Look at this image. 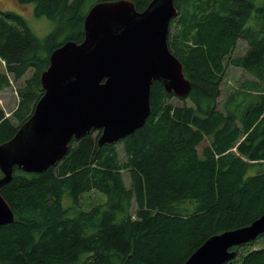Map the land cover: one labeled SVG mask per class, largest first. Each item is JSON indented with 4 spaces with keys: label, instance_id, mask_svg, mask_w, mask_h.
Here are the masks:
<instances>
[{
    "label": "trees",
    "instance_id": "trees-1",
    "mask_svg": "<svg viewBox=\"0 0 264 264\" xmlns=\"http://www.w3.org/2000/svg\"><path fill=\"white\" fill-rule=\"evenodd\" d=\"M16 1L74 27L77 36L55 50L84 40L89 0ZM130 1L142 12L152 0ZM175 6L178 33L168 43L191 82L188 97L179 99L186 104L168 103L174 95L154 83L151 116L120 142L124 162L116 145L99 147L98 131L72 142L65 158L41 174L15 168L1 190L15 221L0 227V264H184L212 236L246 227L264 213V0H175ZM28 27L22 15L0 10V95L12 86L9 76L18 81L33 70L17 92L19 126L0 109V146L14 138L44 94L40 78L52 52L47 58L41 52L54 47L56 35L40 39ZM241 39L249 49L232 64L254 79L241 83L220 111L223 61ZM200 45L211 47L208 67L189 62ZM256 121L259 133L242 138L238 123L248 128ZM91 190L106 202L83 211L80 196ZM259 239L264 235L233 248L237 256L227 264H264V247L238 259Z\"/></svg>",
    "mask_w": 264,
    "mask_h": 264
},
{
    "label": "water",
    "instance_id": "water-1",
    "mask_svg": "<svg viewBox=\"0 0 264 264\" xmlns=\"http://www.w3.org/2000/svg\"><path fill=\"white\" fill-rule=\"evenodd\" d=\"M84 40L52 52L41 75L44 95L33 115L0 146V227L15 215L1 190L14 169L41 174L70 152L71 142L101 131L99 147L115 145L143 128L151 116V90L186 98L191 82L170 51L175 0H152L136 11L130 0L103 1L87 12ZM264 235V213L250 225L212 236L184 264H227L235 247Z\"/></svg>",
    "mask_w": 264,
    "mask_h": 264
},
{
    "label": "rangeland",
    "instance_id": "rangeland-1",
    "mask_svg": "<svg viewBox=\"0 0 264 264\" xmlns=\"http://www.w3.org/2000/svg\"><path fill=\"white\" fill-rule=\"evenodd\" d=\"M101 2V0H89L88 5H92L91 9ZM83 9V8H82ZM0 10L1 11H12L24 18L28 28L31 29V31L40 39H46L50 35L54 34L56 35V39L53 42L54 47L51 49L50 47H45L44 51L41 52L45 58L50 56L51 52H54V50L62 44L63 42L69 40L67 38L77 36V31L74 29V27L70 26V23H66L64 21H61L60 18H57L55 20H52L46 16L38 15L36 12V9L33 4H21L18 3L16 0H0ZM87 13V12H86ZM87 17V15H86ZM178 16L173 21H171V28H170V34L169 37L173 38L178 33ZM170 40V39H168ZM245 40H239L237 44L235 45V49L230 54V56L224 58L223 61V68L225 72V76L223 77V82L220 83L222 96H220L219 99V110L224 111V104L228 100V97L232 95L235 91L241 87V83H244L246 80L254 79L253 76L250 74L242 71V69L235 67L232 64V61L236 59L237 57H240L248 51L249 45ZM169 48V47H168ZM51 50V51H50ZM196 51L192 54L191 59L189 60L190 63L200 62L203 66H210L211 64V47H203V46H197L195 49ZM171 51V49H170ZM172 52V51H171ZM173 53V52H172ZM53 54V53H52ZM51 54V55H52ZM174 55V54H173ZM175 56V55H174ZM50 64V63H49ZM5 63L3 61H0V70L2 72H5L4 68ZM49 67V66H48ZM48 69V68H47ZM46 69V70H47ZM45 70V71H46ZM44 71V72H45ZM185 71V68H184ZM184 73V72H183ZM33 74V70H30L27 74V76L23 79H19L18 81H14L12 76H9L11 79L12 86L8 89H6L5 92L1 93L0 95V109H2L6 117H8L12 123L16 126H19V122H17L16 119H14V113L18 109L19 104V97H18V91L22 89L26 84V78L30 77ZM42 85V83H41ZM43 89V86H42ZM262 90V87H261ZM44 95V94H43ZM173 95V94H169ZM175 96V95H174ZM168 100V103L174 105V106H183L186 103L184 101L179 100V97L175 96ZM40 101V100H39ZM190 106V102L187 103ZM264 122V121H263ZM241 128V136L244 137H252L255 136L262 128L261 122L256 121L252 126L245 128L241 125V123H238ZM98 131L94 132V137L98 136ZM77 142V141H74ZM205 142L203 144L206 145ZM116 148L118 150L119 159L121 162H124L126 160V156L123 153L124 147L123 145L119 143L115 144ZM70 146H73V143L71 142ZM71 150V149H70ZM3 175L0 172V178H2ZM130 175L127 171L123 172V178L124 182L127 187L130 186ZM106 202V196L102 193H100L97 190H91L90 192L83 193L80 196V208L83 211H89L95 207H97L100 204H104ZM137 211V205L132 203V209L131 213L132 215H135ZM264 247V239H259L254 245L243 248L240 250V255L238 257L239 260H242L243 256L247 253V251L251 250H257Z\"/></svg>",
    "mask_w": 264,
    "mask_h": 264
}]
</instances>
